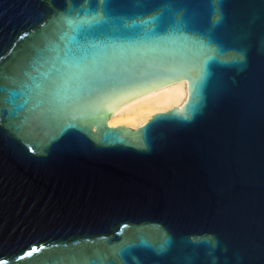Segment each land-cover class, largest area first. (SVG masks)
<instances>
[{"label": "water", "instance_id": "1", "mask_svg": "<svg viewBox=\"0 0 264 264\" xmlns=\"http://www.w3.org/2000/svg\"><path fill=\"white\" fill-rule=\"evenodd\" d=\"M0 264H264V0H0Z\"/></svg>", "mask_w": 264, "mask_h": 264}, {"label": "bare ground", "instance_id": "2", "mask_svg": "<svg viewBox=\"0 0 264 264\" xmlns=\"http://www.w3.org/2000/svg\"><path fill=\"white\" fill-rule=\"evenodd\" d=\"M189 90V81L185 78L163 83L117 108L108 109L110 116L107 123L109 126L125 123L131 128L137 129L146 120L152 118L154 113L166 112L174 107L181 109Z\"/></svg>", "mask_w": 264, "mask_h": 264}]
</instances>
